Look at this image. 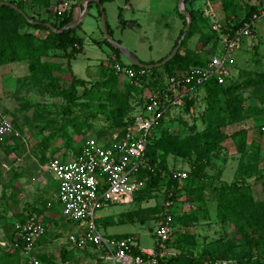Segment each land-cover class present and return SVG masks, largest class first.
Returning <instances> with one entry per match:
<instances>
[{"label": "rangeland", "instance_id": "374dc122", "mask_svg": "<svg viewBox=\"0 0 264 264\" xmlns=\"http://www.w3.org/2000/svg\"><path fill=\"white\" fill-rule=\"evenodd\" d=\"M0 1L20 3L26 13L21 18L0 10V42L20 39L37 47L48 31L28 26L26 21L45 20L51 25L58 21L61 0ZM71 1L76 15L78 4L82 9L76 33L83 38V51L71 60V67L85 86H78L69 108L63 93L71 77L61 49L51 47L46 53L26 54L0 65V111L19 132L15 140L0 144V264L25 261V256L1 242L9 238L15 222L31 210L46 223L39 250L70 264L102 263L94 249L75 248L69 242L70 236L82 234L84 227L61 214L55 201L58 181L45 163L63 152L73 157L88 137L108 141L114 125L120 122L109 112L111 104L106 97L115 91L122 93L125 81L115 77L109 87L97 85L106 80L111 63L117 59L105 42L101 18L108 24L110 38L147 63L170 53L187 24L186 16L178 12V0H110L101 4L102 15L97 3L86 7L84 0ZM251 7L253 12L258 7L264 10V0H231L228 5L222 0H184L183 8L191 10L197 22L169 67L186 68L212 54V35L217 32L211 29L206 12L217 14L224 33L229 21H239ZM256 30L255 36L237 40L227 60L228 83L239 85L230 96L241 100V110L230 113L224 106L228 96L221 93L214 112L205 115L204 94L202 99L197 97L194 115L179 117L180 113H175L164 124L166 132L178 139L206 127L211 135L226 134L206 156L204 170L210 177L169 181V173L177 170L190 174L195 155L179 146L170 151L166 143L159 144L155 159L148 162L152 174L157 173V182L137 198L97 211L102 233L130 238L137 248L149 249L155 242L156 221L170 216L171 237L161 251L156 249L160 257L193 259L192 264H217L219 260L225 264H253L255 260L264 264V19ZM120 58L128 62L123 54ZM238 132L242 133L240 139ZM240 179L250 185L251 196L259 204L240 217L222 220L218 189ZM258 217L262 224L257 223Z\"/></svg>", "mask_w": 264, "mask_h": 264}, {"label": "built area", "instance_id": "2783aa9c", "mask_svg": "<svg viewBox=\"0 0 264 264\" xmlns=\"http://www.w3.org/2000/svg\"><path fill=\"white\" fill-rule=\"evenodd\" d=\"M71 4V0H61L58 15L69 10ZM262 9L258 7L249 18L242 19L236 29L224 33L217 14L211 10L206 12L211 29L219 34V41L215 51L202 65H192L167 76L160 90L146 88L139 95L143 100L142 104L132 102L133 109L129 113L131 121L123 128L113 131L108 141L88 137L73 157H67V152H63L62 156L53 155L45 163L47 171L58 181L55 201L60 205L61 214L67 220L79 222L84 227L82 234L70 236L69 242L73 247L94 249L104 264L157 262L155 258L149 260L144 259L141 254H134L133 249L137 246L130 238L102 233L96 212L111 204L130 201L144 187L145 178L139 177V173L142 170L153 171L147 163L145 153L158 132L160 121L164 120L165 124L167 119L174 118L175 113H180L179 117L194 115L197 97L202 99L205 94L203 84L211 79L218 84L228 81L230 76L227 60L231 50L237 45L239 38L256 35L257 23L264 19ZM129 64V61L124 63L114 59L111 67L129 80L145 73L144 68L137 72ZM191 101L188 112H185L186 103ZM18 136L19 132L13 121L0 111V144L8 138ZM172 177L184 180L187 172L177 170L172 172ZM24 215L15 222L10 238L3 240L1 245L25 256L23 264H70L62 259L54 260L51 255L38 249L40 240L46 234V223L37 212H26ZM169 219L170 216H162L156 221L155 242L149 249L137 248L140 253L162 256L156 249L161 251L171 237ZM43 255L49 260L42 259ZM222 263L226 262H217Z\"/></svg>", "mask_w": 264, "mask_h": 264}, {"label": "trees", "instance_id": "16d2710c", "mask_svg": "<svg viewBox=\"0 0 264 264\" xmlns=\"http://www.w3.org/2000/svg\"><path fill=\"white\" fill-rule=\"evenodd\" d=\"M105 1L110 0H98V2L95 1H87L86 7H89L92 3H97L98 6H100L99 9V15L103 14V8L101 7V4ZM223 5H228L231 3V0H222ZM16 6L19 9H23V6L20 3H15ZM74 7L73 5L69 10L64 11L61 15H57L56 18H58V21L55 23H52V26L55 29H61L60 31H53L49 27L46 26L47 21L45 20H39L37 22H30L26 21V24L28 26L37 28V29H45L48 31V34L45 39H39L37 41V47H33L28 43H25L23 40L17 39L15 42H0V65L4 64L6 62L16 61L21 59L26 54H36L40 55L43 53H46L47 49L54 47L57 49H61L67 58L66 60V66L70 73L71 77V83L66 90V92L63 93V97L66 101V108H69L71 106V103L76 99L77 92H78V86H85L84 80L82 78L77 77L71 67V60L74 59L79 53L83 51V38L76 33V29L79 27L81 21L72 26L69 27V25L75 20L76 18V12L72 10ZM1 11H6L13 13L17 15L18 17L24 18L22 14H20L15 9L11 8L8 5H2L0 6ZM254 8H250V10L241 17L239 21L231 20L228 22V27L226 32L230 29L233 31L236 29L242 19H247L252 14ZM179 12V11H178ZM191 16V24L189 29L187 30L184 38L181 41L180 47L177 50L176 54L165 64H163L160 67H155L151 69H145V73L143 75H136L133 79L129 80L117 72L111 67L110 74L106 78V80L99 82L97 85L100 87H109L112 85L113 80L115 77L122 78L125 83V89L121 93L119 91H115L112 93H109L107 95V99L110 100L111 109L109 112L113 113V115L118 118H120V122L118 125H114L113 131L123 128L127 125L128 122L131 121V117L129 116L130 111L133 109L132 102L136 101L138 104H142L143 100L140 99L139 95L146 89H162L164 85V79L167 76H170L174 74L177 71L184 70L188 68L189 66H198L202 65L205 60L201 61H195L193 64L189 65L188 67H175L171 68L169 67L171 62L174 60V58L178 55L179 50L184 46L185 42L191 35V31L196 25L197 18L195 14L189 10L188 11ZM25 13V11H24ZM26 14V13H25ZM182 16V14H180ZM34 21V20H32ZM105 28L107 33L111 36L109 32L108 24L105 20ZM183 33V32H182ZM213 36V47L211 48L212 53L215 51V48L218 45L219 41V35L218 33ZM106 44L113 50V52L116 54L117 61H121L120 55L122 54L121 51L109 43L108 39L105 38ZM177 43L173 45L172 48ZM169 53H167L163 58H165ZM162 58V59H163ZM159 59L158 61L162 60ZM141 61V60H140ZM143 63H147L145 61H141ZM149 63H155L154 61H150ZM131 68H133L135 71L139 72L140 67L129 64ZM95 85V84H94ZM204 90H205V102H206V109L204 114L206 115L209 113V111L212 113L215 110L216 104L219 100V95L221 93L226 94L228 97L224 100V106L230 113L239 112L242 108V102L240 99H236L235 96H230L231 92L239 88L238 84H232L228 83V81L224 84H218L215 80H208L203 84ZM192 104L191 102H187L184 108L185 112H188L189 105ZM238 138L240 139L241 134L238 132ZM237 135V134H235ZM226 137V134L224 133H217L215 135H211L208 127H206L204 130L195 133L191 137H186L184 139H178L176 136L168 134L166 132V129L164 127V120L160 121V124L158 126V132L156 133L155 138L149 143V145L146 148L145 157L147 160V163L153 159H155V151L159 144L166 143V149L170 151H175V147L185 148L195 155V165L192 171H190V174L187 172V177L184 179L186 180L188 177H191L195 180H203L206 178H209L210 176L205 172V165H206V156L213 150L215 147ZM17 137H11L6 139L4 143L7 141L15 140ZM256 147H259V144H255ZM149 164V163H148ZM185 170V169H181ZM153 172V171H152ZM149 170H142L139 173V177L145 178V185L144 187L136 192L132 198H137L138 195H142V193L145 192L147 188L152 187L155 182H157V173L152 174ZM169 181L174 182L176 181L175 178L172 177V173H169ZM218 195H219V209L221 213V219L225 220L227 218H233V217H240L245 212H251L253 207L257 206L259 203L253 200V197L251 196V190L250 185L244 180H236L231 183H224L222 184L218 189ZM260 208V207H257ZM33 211V210H31ZM36 212V211H34ZM39 214V213H38ZM261 218H257V223L262 224ZM99 223V222H98ZM104 223V221H103ZM100 224V223H99ZM264 236V232H262ZM10 238V237H9ZM134 254H141L144 259H156L159 264H192L194 262L193 259H187L183 257H169L164 259L163 257H160L159 254H155L154 256H147L145 254H142L137 250V248L133 249ZM42 259L48 261L49 259L46 256H41ZM253 264H258L257 260L251 261ZM102 264V263H101Z\"/></svg>", "mask_w": 264, "mask_h": 264}, {"label": "water", "instance_id": "95a60500", "mask_svg": "<svg viewBox=\"0 0 264 264\" xmlns=\"http://www.w3.org/2000/svg\"><path fill=\"white\" fill-rule=\"evenodd\" d=\"M84 1L87 2L89 0H84ZM92 1L98 2V0H92ZM183 3H184V0H178V11H179L180 14L186 16V18H187V24H186V26H185V28L183 30V33L180 36L177 44L172 49V51L163 60L157 61L155 63H149L148 64V63L141 62L131 52L126 50L120 43H118V42L114 41L112 38H110L109 34L106 31L105 20L103 18H101V28H102V30H103V32L105 34V38L108 39L109 43L112 44L113 46H115L116 48H118L131 64L136 65V66H138L140 68H145V69H151V68H155V67H160L163 64H165L167 61H169L176 54L177 50L180 47L182 39L184 38L187 30L190 27L191 16H190V13L186 9L183 8ZM2 5H8L11 8L15 9L16 11H18L23 16H26L24 11L22 9H19L14 4H11V3L6 2V1H0V6H2ZM81 16H82V9L80 7V4H78V14H77L75 20L69 25V27H72V26L78 24L80 22V20H81ZM29 21L30 22H36V21H32V20H29ZM46 26L49 27L53 31H60L61 30V29H59V30L55 29L51 24H47L46 23Z\"/></svg>", "mask_w": 264, "mask_h": 264}, {"label": "crops", "instance_id": "0c3cea01", "mask_svg": "<svg viewBox=\"0 0 264 264\" xmlns=\"http://www.w3.org/2000/svg\"><path fill=\"white\" fill-rule=\"evenodd\" d=\"M31 212H33V211H31ZM24 216H25V215H23L22 217H24ZM22 217H21V218H22ZM40 251H41V250H40ZM41 252H44V251H41ZM74 264H75V263H74ZM102 264H104V263H102Z\"/></svg>", "mask_w": 264, "mask_h": 264}]
</instances>
